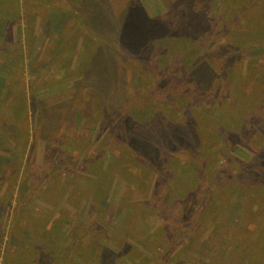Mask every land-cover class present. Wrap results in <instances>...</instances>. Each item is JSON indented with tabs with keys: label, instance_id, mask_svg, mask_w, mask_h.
Listing matches in <instances>:
<instances>
[{
	"label": "rangeland",
	"instance_id": "obj_1",
	"mask_svg": "<svg viewBox=\"0 0 264 264\" xmlns=\"http://www.w3.org/2000/svg\"><path fill=\"white\" fill-rule=\"evenodd\" d=\"M0 22V264L63 254L15 231L63 208L80 264H264V0H0ZM247 111L229 155L185 148ZM86 176L104 190L77 207Z\"/></svg>",
	"mask_w": 264,
	"mask_h": 264
},
{
	"label": "trees",
	"instance_id": "obj_2",
	"mask_svg": "<svg viewBox=\"0 0 264 264\" xmlns=\"http://www.w3.org/2000/svg\"><path fill=\"white\" fill-rule=\"evenodd\" d=\"M64 16L65 15L63 13L58 11V14H56V16H55L56 19H54V18L51 19L50 24L54 25L55 27H57L59 24L61 25V23H62L61 21L64 20ZM0 24L2 25L1 22H0ZM199 26H200V24H199ZM194 33H197V32L195 31ZM2 34H4V32H2ZM201 66L202 67L198 73L203 74L206 72L205 68L208 66L206 64H202ZM241 109H243V108H239V110H241ZM12 112L14 114H18L19 113L18 107L14 106V109ZM18 115L21 116V113ZM240 120L241 121L237 123L236 128L232 132H229L231 137H229V139H227L228 140L227 143H225L223 145H220V144L218 145L217 140H213L214 138L212 136H210L208 139V142L203 144V142L200 141V139L201 138L206 139L208 136L207 135L206 137H201V138L199 137L198 138L199 141L194 143V144L185 145V148L191 153L198 152L197 154H199V155L206 149L208 150V149H215L216 148L217 150L215 151V153L222 152L226 155H229V153L226 150H228V147L231 144L237 143V142H233L234 139H237V137L238 138L241 137V138L245 139V137L247 135H250L251 137L254 136V135H251L252 131L254 130V126H255V124H254L255 121H254L253 116H251V112L247 111V113L245 114V117H242ZM262 131L264 132V128H262ZM242 133H243V135H241ZM258 137L261 138V135H259ZM256 140L260 141L258 138H256ZM257 141H253L251 143V142H245L244 140H242L241 142L244 143L245 145H248L253 150H255L254 146L258 145L259 147H261V144H262L261 142H257ZM185 144H187V143H185ZM10 145L11 144L9 143L8 138L7 139L2 138V140H0V146H7L8 151L12 150ZM173 145L174 144H171V145L169 144V147L173 148ZM10 160H11V158H10ZM10 160L7 159V163L10 162ZM194 165H195V161H189V162H187V165H183V166L186 168V170H190V169L192 170L195 167ZM0 167L4 168V173L6 172V169L9 168V167L5 168L4 165L1 163V161H0ZM4 173L0 174L2 176V178L5 177ZM98 175L100 177L99 179L101 182V177L103 175H105V173L100 172V173H98ZM181 178L182 177L179 176L178 180L180 181ZM214 181H215V179H214ZM76 183H78V184H76ZM72 187L74 189L73 193L75 194V196H73V195H70V196H71V200L73 201L72 203L76 204L77 207H80L79 203L84 201V200L86 201L88 199V196H90V194L93 193V197H95L96 196V191H95L96 189H100L101 191L104 190L103 185L101 187L100 184H98L96 181L91 180L89 176H86L85 179L82 180L81 182L75 181L73 183ZM170 193H172V191H170ZM42 196H47V195L44 194ZM45 198H47V197H45ZM164 202L168 203L167 201H164ZM30 203L33 204V206H31V207L34 208V203L32 201ZM163 205H166V204L163 203ZM101 209L102 208H99V206L94 204V202H93V210H92V212L94 214L93 217L100 216ZM179 211L180 210H177V212H179ZM43 212H45V215H47V217L49 215H51V217L36 218V217H32V216L28 215L26 219L22 220V222L25 221L26 223L24 225L21 224L18 228L15 229V231L32 232V230H34V232L39 231L41 234H42V231H44L45 232L44 234H46L44 240L40 241L39 240L40 237L38 238V241L41 243L48 241L51 234L54 233V236H55V240L53 242V244L55 245L54 253H56L58 250V251H60V253H63V254H61L60 256L56 255V260L52 261L48 257H46L45 255H42L38 252L36 255L37 256L36 259H39L41 263L50 264V261H52V264H61V263L62 264H80L78 261H76L73 258V257H75V254H76L75 247H73V245H76V243H77L75 240V233L77 231H79V228L83 227V224L76 226L75 224L71 223L72 218H74L73 217L74 214L72 215V213L67 208H63L62 210H59L56 215H55V210L45 209V211H43ZM160 212L163 213L162 210ZM177 212L174 211L173 213L176 214ZM211 213H209V211L205 212V213L199 212L197 214H196V211L194 213L192 212L193 216L189 217V219H187V222H189V223L193 222V221L196 222V220L199 219L198 214H200L202 216V218H203V216L207 215L206 217L211 219V217H210ZM167 216H168V214L165 215V217H167ZM20 217H22V216H20ZM28 217H31V218L28 219ZM131 217H132V214H129L126 218H131ZM98 219H100V218H98ZM94 222H95V220H94ZM95 224H96V222H95ZM95 224H93L92 226H95ZM97 225H98V223H97ZM82 232H84V231L81 228V231L79 233H82ZM84 233H85V235H88L87 232H84ZM70 236H71V238L68 239V237H70ZM65 237H66V240L64 239ZM46 244H47V242L45 243V245ZM209 245L210 244H208V246ZM47 246H50V248L52 247L51 245H47ZM92 246H93V244H90V248H93ZM201 247H202V244H201ZM198 251H199V253L201 252L199 248H198ZM207 252L209 253L208 247L201 252L200 256H204ZM83 254L86 255V253H83ZM102 255L103 254L101 253V256ZM195 259L202 261V259L200 257L195 258ZM109 262H110V259L106 258V257L104 258V261L100 260V263H104V264L105 263L110 264ZM177 263H178V261H177ZM81 264H83V263H81Z\"/></svg>",
	"mask_w": 264,
	"mask_h": 264
}]
</instances>
